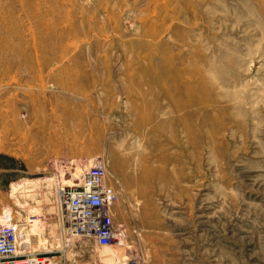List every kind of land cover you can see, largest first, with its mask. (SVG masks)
Instances as JSON below:
<instances>
[{"label": "rangeland", "instance_id": "1", "mask_svg": "<svg viewBox=\"0 0 264 264\" xmlns=\"http://www.w3.org/2000/svg\"><path fill=\"white\" fill-rule=\"evenodd\" d=\"M96 157L123 264H264V0H0V215L55 264H118L66 241Z\"/></svg>", "mask_w": 264, "mask_h": 264}, {"label": "built area", "instance_id": "2", "mask_svg": "<svg viewBox=\"0 0 264 264\" xmlns=\"http://www.w3.org/2000/svg\"><path fill=\"white\" fill-rule=\"evenodd\" d=\"M107 162L96 157L85 169L80 182L58 183L57 197L63 211L67 243L91 238L102 248L127 237L126 228L116 225L113 205L116 194L110 187ZM28 231L17 225L0 224V264H55L46 253L36 252L27 240ZM130 264H145L132 259Z\"/></svg>", "mask_w": 264, "mask_h": 264}, {"label": "bare ground", "instance_id": "3", "mask_svg": "<svg viewBox=\"0 0 264 264\" xmlns=\"http://www.w3.org/2000/svg\"><path fill=\"white\" fill-rule=\"evenodd\" d=\"M14 10H15V8H14ZM150 31V30H149ZM33 40V39H32ZM34 43V42H33ZM34 54V53H33ZM11 80H12V78H11ZM10 80V81H11ZM63 115H69V118H70V120H73V119H75V118H78L75 114H73V112H71V113H69V112H67L66 114H63ZM139 123V122H138ZM83 124H82V122H81V120H80V122H79V125L77 126L78 128H80V129H82V126ZM138 126L137 127H140L139 126V124H137ZM43 128V129H42ZM41 129H42V131H40L41 133H39V135H41V138L42 139H51V138H53L54 136H55V132L53 131V129H52V127H50V129H49V131H50V133L49 134H45V131H43V130H47V129H45L46 128V125L44 124L43 125V127H42ZM90 143H93V140H91L90 141ZM80 160V159H79ZM79 162V161H78ZM91 162V161H90ZM92 163V162H91ZM80 164L81 163H77V166H80ZM87 168V167H86ZM84 171H85V169H84ZM84 171H83V173H84ZM79 173H77V174H74L73 173V177L74 178H82V173L80 174V176L78 175ZM61 175V174H60ZM50 179V178H49ZM52 179V178H51ZM62 179H63V181L65 182L64 184H68V185H72V184H74V182H73V180H66L64 177H62ZM47 180H48V178H47ZM43 181H45V180H43ZM49 181H51V180H49ZM53 181V180H52ZM51 181V182H52ZM69 182V183H68ZM47 183V182H46ZM49 183V182H48ZM40 184V183H39ZM51 184V183H50ZM46 187V186H45ZM18 189V186H14V190H17ZM29 190V189H28ZM51 191V190H50ZM45 192V191H44ZM15 193V192H14ZM30 195V194H29ZM43 197V196H42ZM46 198H47V195H46ZM44 199V198H43ZM45 200V199H44ZM44 202V201H43ZM25 206V205H24ZM57 209V208H56ZM33 210H35V212H38L39 211V208H34ZM10 214H11V209H5V211H4V215H0V224H3V225H10L11 224V219H10ZM43 221L42 220H34L33 222H32V224H30L31 226H32V231L33 232H38V231H41V232H43L44 230H46V225L44 224V223H42ZM31 223V222H30ZM25 224H21V225H17V226H21V229L22 230H25L26 232H27V230H26V228H22L23 226H24ZM51 226V225H50ZM49 227V226H48ZM51 229V235L50 236H52V237H50V238H53V240H55V242H57L58 244L60 243V235H59V232L57 231V229H56V227H52V228H50ZM29 233V235H27V240H29V241H31V246H33V242H32V240L30 239V237L32 238V235L30 234V232H28ZM35 238H36V236H34ZM82 239V238H81ZM80 240V239H79ZM78 241V240H77ZM125 241H127V239H126V237L125 238H123L120 242H118L117 244H116V246L115 247H113L112 248V252H113V254L117 257V259H118V264H123V259H127L128 258V256L126 255V247H127V243H125V244H122L123 242H125ZM74 244V243H73ZM76 244V243H75ZM115 245V244H114ZM119 245H121V246H119ZM34 247V246H33ZM59 247V246H58ZM61 249V248H60ZM66 253H68L67 254V256L68 257H70L71 259H72V261H73V255H72V250H68V249H65L64 250ZM101 255V254H100ZM128 260V259H127ZM127 260H125L124 261V264H127ZM130 264V263H129Z\"/></svg>", "mask_w": 264, "mask_h": 264}]
</instances>
